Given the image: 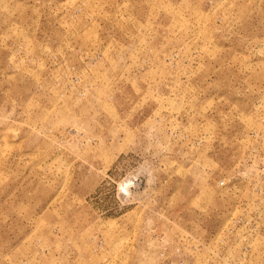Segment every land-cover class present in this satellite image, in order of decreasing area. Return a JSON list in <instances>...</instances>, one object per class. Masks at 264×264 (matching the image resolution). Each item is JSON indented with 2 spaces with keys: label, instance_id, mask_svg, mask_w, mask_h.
Returning a JSON list of instances; mask_svg holds the SVG:
<instances>
[{
  "label": "rangeland",
  "instance_id": "1",
  "mask_svg": "<svg viewBox=\"0 0 264 264\" xmlns=\"http://www.w3.org/2000/svg\"><path fill=\"white\" fill-rule=\"evenodd\" d=\"M0 264H264V0H0Z\"/></svg>",
  "mask_w": 264,
  "mask_h": 264
}]
</instances>
